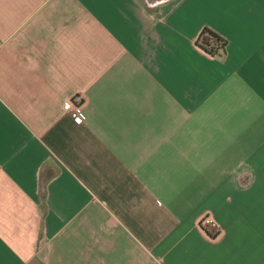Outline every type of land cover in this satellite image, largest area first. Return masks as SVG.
<instances>
[{
  "label": "crops",
  "instance_id": "1",
  "mask_svg": "<svg viewBox=\"0 0 264 264\" xmlns=\"http://www.w3.org/2000/svg\"><path fill=\"white\" fill-rule=\"evenodd\" d=\"M0 264H264V0H0Z\"/></svg>",
  "mask_w": 264,
  "mask_h": 264
},
{
  "label": "trees",
  "instance_id": "2",
  "mask_svg": "<svg viewBox=\"0 0 264 264\" xmlns=\"http://www.w3.org/2000/svg\"><path fill=\"white\" fill-rule=\"evenodd\" d=\"M199 46L213 54H221L226 48V38L214 32V30L205 27L198 38Z\"/></svg>",
  "mask_w": 264,
  "mask_h": 264
},
{
  "label": "built area",
  "instance_id": "3",
  "mask_svg": "<svg viewBox=\"0 0 264 264\" xmlns=\"http://www.w3.org/2000/svg\"><path fill=\"white\" fill-rule=\"evenodd\" d=\"M82 98L81 94H77L74 98L71 99V110L74 120L77 122H82L86 118V112L76 109L77 104L80 103ZM202 223L204 226L208 227L212 234H216L219 229V222L216 221L213 217L204 215L202 218Z\"/></svg>",
  "mask_w": 264,
  "mask_h": 264
}]
</instances>
